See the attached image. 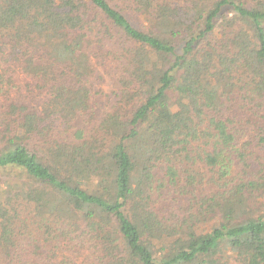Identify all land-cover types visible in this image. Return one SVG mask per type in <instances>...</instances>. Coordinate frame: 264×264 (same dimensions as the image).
Returning <instances> with one entry per match:
<instances>
[{"label":"trees","instance_id":"trees-1","mask_svg":"<svg viewBox=\"0 0 264 264\" xmlns=\"http://www.w3.org/2000/svg\"><path fill=\"white\" fill-rule=\"evenodd\" d=\"M0 264H264V0H0Z\"/></svg>","mask_w":264,"mask_h":264},{"label":"rangeland","instance_id":"rangeland-1","mask_svg":"<svg viewBox=\"0 0 264 264\" xmlns=\"http://www.w3.org/2000/svg\"><path fill=\"white\" fill-rule=\"evenodd\" d=\"M110 66L99 67L98 70L103 75V80L98 81L93 87L91 105L93 118L89 121V127L96 125L103 117L104 111L109 108L108 95L114 89L113 73L109 71ZM107 71V72H106ZM187 200V199H186ZM186 206V205H185Z\"/></svg>","mask_w":264,"mask_h":264}]
</instances>
